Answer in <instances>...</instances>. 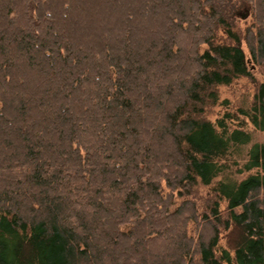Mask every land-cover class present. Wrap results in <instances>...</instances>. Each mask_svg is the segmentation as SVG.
<instances>
[{"label": "trees", "instance_id": "trees-1", "mask_svg": "<svg viewBox=\"0 0 264 264\" xmlns=\"http://www.w3.org/2000/svg\"><path fill=\"white\" fill-rule=\"evenodd\" d=\"M255 65L264 0H0V264H264Z\"/></svg>", "mask_w": 264, "mask_h": 264}, {"label": "rangeland", "instance_id": "rangeland-1", "mask_svg": "<svg viewBox=\"0 0 264 264\" xmlns=\"http://www.w3.org/2000/svg\"><path fill=\"white\" fill-rule=\"evenodd\" d=\"M250 11H252V6H245L235 8L231 12V14H233V17L235 18H241L244 15L247 16ZM246 19H248L247 22ZM250 22L251 20L249 17L242 20L239 19V21L237 20V26L240 28H244ZM244 49L247 56L249 57V51L246 46L244 47ZM251 67L254 75V80H251L247 77H241L235 80L231 85H221L218 87L221 101L228 100L229 106L233 108L246 106L247 104L251 103L255 94L256 86L260 82H264V65H255ZM224 110L225 106L223 105L213 106L208 111V117L214 121L219 114L224 112ZM249 128L252 131L253 142L264 143V131L254 130L251 125H249ZM200 189V194L202 195L201 197L206 198L208 196L206 192L208 188L200 187ZM200 213L203 214L204 211L202 212L201 209ZM221 242L225 244V240L223 238Z\"/></svg>", "mask_w": 264, "mask_h": 264}]
</instances>
